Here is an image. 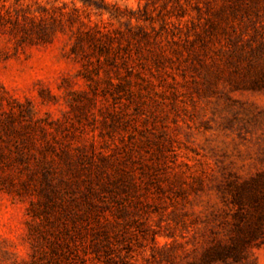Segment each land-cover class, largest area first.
I'll use <instances>...</instances> for the list:
<instances>
[{"label":"rangeland","instance_id":"rangeland-1","mask_svg":"<svg viewBox=\"0 0 264 264\" xmlns=\"http://www.w3.org/2000/svg\"><path fill=\"white\" fill-rule=\"evenodd\" d=\"M103 1L151 18L144 81L130 100L103 80L94 95L71 53L81 23L116 36L125 17L81 0H21L56 28L51 40L0 33V264H47L33 248L35 236L47 248L35 225L45 175L71 206L80 198L72 181L94 179L113 256L130 252L139 264L153 237L173 264H187L213 241L247 237L260 213L264 225V0ZM112 69L118 83L125 71ZM240 264H264V242Z\"/></svg>","mask_w":264,"mask_h":264},{"label":"trees","instance_id":"trees-1","mask_svg":"<svg viewBox=\"0 0 264 264\" xmlns=\"http://www.w3.org/2000/svg\"><path fill=\"white\" fill-rule=\"evenodd\" d=\"M20 1L14 0L13 5H8V0H0V33L8 34L19 44L48 43L56 32V28H53V25H47L43 16L37 18L28 12L21 6ZM81 1L85 7L93 8L101 14L108 13L115 18L125 17L127 20L125 30L115 31L114 35L116 36L97 25L88 26L80 22L85 28L78 30L71 46V53L79 56L82 60L81 75L88 82L94 95L103 91L98 90L99 84L103 80L108 87L116 91L114 93L122 92L125 99L130 100L134 95L131 86L136 84V80L144 81L137 67L147 59L141 53L143 49L141 43H149L150 33L144 24L146 21L151 22V18L145 10L137 13L133 11L123 13L116 7L109 8L103 0ZM132 20L135 21L134 25L131 23ZM69 21L72 23V17ZM52 22L55 24V19ZM146 51L151 52L149 49ZM153 58L160 60L159 56ZM119 65L122 66L125 75L123 79L116 78L119 82L114 83L112 77L109 76V71ZM100 70L104 73L103 79L100 76ZM109 93L112 96V93ZM0 156L2 155L0 154ZM41 180L50 189V194H46L47 201L44 204V215L40 216L41 222L35 225L43 226V236L47 248H42L43 243L40 244L39 239L35 236L33 248L36 261L40 256L48 261L47 264H60L68 260L84 264L91 257L102 264H139L138 259L130 252L123 256L120 254L113 256V249L110 247L109 237L105 231L106 217L102 204H99L104 200L101 198L100 191L94 187L96 184L94 179L78 178L72 181L73 185L80 189V198L74 202V206L64 204L65 202L60 198L59 190L48 185L46 175ZM261 200L264 202V194ZM33 215L37 217L39 214ZM262 217L263 215L260 213L254 226L248 227L247 237L238 240L231 239L228 242L213 241L203 249L197 260L187 262V264H240L247 246H258L264 242ZM88 235L91 237L90 239L87 238ZM151 242L154 245L151 248L152 253L149 258L145 259V262L147 264H173L171 256L168 254L169 247L164 245L162 249H158L155 237L151 239Z\"/></svg>","mask_w":264,"mask_h":264}]
</instances>
